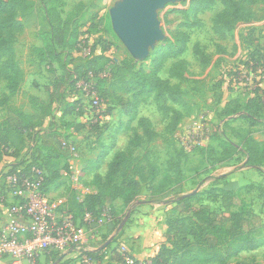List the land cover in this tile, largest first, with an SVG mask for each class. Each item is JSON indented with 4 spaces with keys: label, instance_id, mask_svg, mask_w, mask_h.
Listing matches in <instances>:
<instances>
[{
    "label": "trees",
    "instance_id": "16d2710c",
    "mask_svg": "<svg viewBox=\"0 0 264 264\" xmlns=\"http://www.w3.org/2000/svg\"><path fill=\"white\" fill-rule=\"evenodd\" d=\"M34 1L0 0V83H4L6 91V94L2 96L3 105L8 104L9 100L19 92L23 81V72L15 55V42L17 36L27 28L24 20L32 13ZM40 1L43 3L44 18L49 27V31L42 35L44 49L41 55L55 61L59 58L57 50L75 49L76 46L80 47L82 42L77 41L76 29H70L69 19L61 17L62 0ZM258 1L221 0V10L215 16V24L212 28L216 36L225 38L238 25L249 24L256 20L252 7ZM212 6L213 0H190L188 9L193 15H197L210 10ZM172 12L174 11L170 13ZM180 26L188 27L186 23ZM180 37L181 40L177 43L178 48L174 43L165 42L151 53L147 70L141 66L137 67L132 59L120 62L111 61L105 56L109 46L100 39L92 47L93 49L99 44L104 45L100 48L99 54H95L94 50L87 58L78 59L75 63L70 60L61 68L62 76L58 77L50 68L52 80L48 94L49 100L44 106L39 107V113L27 114L8 105L7 114L0 122V166L9 159L12 161L5 165L7 168L5 172L0 167L2 171L1 202L6 207L18 203L17 198L11 195L12 191L6 184L8 176H15L18 179L26 177L35 179L37 176L34 171H39L41 173L39 190L46 195L64 185V176H71L67 164L70 151L68 143L63 142L66 136L51 124L43 128V121L50 116V108L54 104L60 112V119L71 116L74 109L81 108L79 102H69L64 98V93L70 94L78 90V83L93 81L94 91L100 100L104 97L110 98L124 114L130 116L133 113V119L137 115L139 101L142 98L152 97L157 102L165 101L185 108L180 90L183 76L178 68L183 64L180 57L186 50L188 36L180 34ZM83 44L85 45V42ZM254 51L252 58L254 69L264 73V48ZM200 57H202L200 62L202 66H208L209 58L201 54ZM174 60L178 61L175 65L171 64L167 70L169 80L165 81L160 77V73L168 62ZM68 64L69 68H67ZM171 80L177 82L171 84ZM46 90L48 91V88ZM107 111L109 112L110 109ZM181 117L180 112H173L167 125L168 132L175 131ZM217 119L224 123L223 127L226 129L229 128V123L237 121H242L247 126L243 132H237L235 140L213 135L212 142L216 143L221 150L217 153L212 147L206 149L212 155L213 161L220 164L239 161L238 168L262 173L264 144L254 140L253 131L256 128L260 129L264 135V89L256 88L252 96L242 101L232 100L225 103L217 113ZM87 123L86 126L94 130L99 120L94 124ZM62 126L67 127L68 124L63 123ZM136 126L140 134L134 133L124 150L113 153L106 165L104 175L94 173L90 184L91 193L78 202L74 191L72 200L66 202L64 209L76 218L89 213L96 220L101 210L108 208L113 219V208L109 205H112L115 199L127 212L132 214L137 206L142 186L146 185L149 196L145 204H175L182 216L174 219L166 218V231L163 238L169 245L167 246L163 241L156 254L148 262H139L125 254H120L116 248L109 251L111 261L116 264H228L243 253H251L264 248V236L255 234L257 226H254V223L257 218L249 210L243 208L244 202L235 192L237 189L223 186L207 191L209 197L219 198L224 211L228 212L230 208H237L235 212H230L227 216L215 214L205 206L195 205L198 202L197 194L177 195L174 200L168 201H164L166 193L161 197L155 195V169L148 165V170H146L145 167L136 163L133 159V152L143 144L153 142L156 133L147 119H136ZM105 157L106 153H103L98 156L97 161ZM179 158L176 155L174 163H172L173 159L167 162L168 166L174 165L175 182L181 177ZM94 169H98L97 163ZM213 183L216 187L220 183L225 184L226 178H214ZM8 197L12 200L10 204L4 202L9 199ZM104 204L109 207H104ZM120 233L121 231L116 235L117 238ZM102 244L104 243L76 246L68 253H79L80 257L87 258L91 263H98L103 260L107 253L106 249H108L107 246L99 250ZM49 254L52 256L53 263L65 255L55 252Z\"/></svg>",
    "mask_w": 264,
    "mask_h": 264
},
{
    "label": "rangeland",
    "instance_id": "374dc122",
    "mask_svg": "<svg viewBox=\"0 0 264 264\" xmlns=\"http://www.w3.org/2000/svg\"><path fill=\"white\" fill-rule=\"evenodd\" d=\"M121 1L62 0L61 17L69 19L70 29H76L77 41L82 43L75 49L57 50L59 58L51 61L50 58H44L41 55L44 49L42 35L49 31V27L44 18L43 3L35 0L32 13L24 20L27 28L17 36L15 42V55L23 72V81L19 92L5 105L2 104V96L6 94V91L4 83H0V122L7 114L8 105L27 114L40 112L39 107L44 106L49 100L51 70L60 77L62 76L61 68L70 60L75 63L78 59L87 58L94 50L95 54H99L100 48L104 45L99 44L93 49L92 47L100 39L108 44L105 56L111 61L120 62L132 59L137 67L141 66L147 70L151 53L165 42L174 43L178 48L177 43L181 40L180 34L187 35L186 50L180 57L183 64L178 68L183 76L180 90L185 108L165 101L157 102L152 97L142 98L139 101L137 115L133 119V113L130 116L124 114L110 98L104 97L103 100L99 99L97 117L99 124L94 130H90L86 126L87 122L94 124L96 118L92 116V111L87 109L88 99L84 98L82 85L79 84L77 91L70 94L64 93V98L69 102H79L81 108L74 109L71 116L60 119V112L54 104L50 108V116L43 121V126L51 124L66 136L63 142H67L70 146L72 154L70 157L75 160L74 167L77 168L73 176L77 178L82 187L90 188L94 173L104 175L106 165L113 153L124 150L134 133L140 134L136 119H147L156 137L153 142L137 148L133 152V159L146 170H148V165L155 169V195L161 197L166 193L164 201H168L174 200L177 195L195 192L198 195V202L195 205L205 206L215 214L227 216L228 213L235 212L237 208L233 207L228 212L224 211L219 198L209 197L207 191L223 186L237 189L235 192L244 202L243 208L249 210L257 218L254 223V226H257L255 234L264 236V169L262 173L240 169L238 168L239 161L237 163H215L212 155L206 150L212 147L217 153L221 151L217 144L212 142L211 138L214 134L235 140L237 132H243L247 126L246 123L237 121L229 123L227 129L223 127L224 123L218 121L217 113L224 104L232 100L242 101L252 96L256 88L264 89V73L255 70L252 62L254 50L264 48V0H259L252 7L256 20L249 24L238 25L225 38L216 36L212 29L215 16L221 10V0H213L210 10L197 15L189 12L190 0L168 3L155 13L162 38L149 48L148 56L141 60L131 57L112 31L109 10L118 6ZM171 11L174 12L170 13ZM184 23L188 25L187 28L180 26ZM200 54L209 58L208 66H202ZM177 61L168 62L162 69L160 77L163 80H169L167 70ZM69 67L68 64L67 68ZM176 82V80L170 81L171 84ZM31 98H34L36 102ZM108 109H110L109 112ZM174 111L180 112L182 117L175 131L168 132L167 125ZM63 123L68 126H62ZM253 136L260 141V144H264V135L260 129H254ZM198 144L201 145L198 146ZM103 153H106L107 158L97 161L98 156ZM176 155L180 157L181 171V177L177 182L174 181L176 180L174 165L173 167L167 165L169 159H173L172 163H174ZM95 162L98 169H94ZM0 167L2 171L7 170L3 164ZM2 171L0 170V178ZM73 176L71 178L64 176V188L57 191L59 196L66 197L68 200H72L74 196ZM219 177L226 178V183H220L216 187L213 179ZM147 188L146 185L142 186L138 197L139 206L145 204L148 199ZM50 198L52 201L58 200L56 197ZM105 206L108 205L104 204ZM109 206L113 208L111 223L107 222L87 232L85 237V245L105 243L111 239L106 249L107 253L111 248L116 247V235L119 232L117 230L127 214V210L115 199ZM11 207L9 205L8 210ZM61 209L62 207H59L56 212L59 213ZM160 210L164 212V217L167 219L182 216L175 204L165 205V208H160ZM130 218L131 214L120 231L125 230ZM156 227L155 233L159 243L161 238L158 224ZM164 244L169 245L165 240ZM78 262L82 264V259ZM228 264H264V248L251 253H243Z\"/></svg>",
    "mask_w": 264,
    "mask_h": 264
},
{
    "label": "built area",
    "instance_id": "2783aa9c",
    "mask_svg": "<svg viewBox=\"0 0 264 264\" xmlns=\"http://www.w3.org/2000/svg\"><path fill=\"white\" fill-rule=\"evenodd\" d=\"M79 84L84 98L88 99L87 109L92 111L96 122L100 101L94 83H78L77 88ZM34 174L35 179L6 178L11 195L18 203L8 210L10 219L7 223L2 224L0 219V264L6 261L7 264H35L45 253L65 254L73 247L85 245L87 232L112 220L108 208L102 209L96 220L89 213L80 218L67 213L61 202L52 201L49 195L40 192L41 173L34 171ZM72 189L78 202L91 193V189L82 187L77 178H72ZM59 207L62 209L57 213ZM90 263L87 258H82V264Z\"/></svg>",
    "mask_w": 264,
    "mask_h": 264
},
{
    "label": "crops",
    "instance_id": "0c3cea01",
    "mask_svg": "<svg viewBox=\"0 0 264 264\" xmlns=\"http://www.w3.org/2000/svg\"><path fill=\"white\" fill-rule=\"evenodd\" d=\"M48 125L49 124H47L46 126H43V128L47 127ZM254 140L257 142H260L257 140V138H254ZM67 146L69 148V151L71 152L70 146L69 145ZM71 155L72 154L70 153V156ZM11 161L12 160L9 159L8 161L4 162L3 165L9 164ZM74 162L75 160H73L71 157L67 161V164L69 166V171L71 172V176H73L76 173V169H77L76 167H74ZM263 169L264 167L262 168V170ZM72 178H76V177L73 176ZM63 188H64V185H62L60 189L58 190H61ZM58 190L53 191L52 193H49V197H52L53 199L54 197L58 198V200L56 199L54 200L61 202L62 207H65V204L68 201V199L66 197L59 196L57 194ZM56 194L59 197H57ZM1 201L2 200H0V219L3 224V223H7L10 218L8 214V208ZM4 202L10 204L12 200L11 198H9L5 200ZM160 208H165V205L142 204L141 206L137 205L134 208L128 225L126 226L125 230L121 231L120 235L117 238V241H116L117 243H116L115 248L117 249L118 253L125 254L126 256L133 258L134 260L139 261V262H148V260L156 254L160 245L164 241L163 235L166 231V218L164 217V212L160 210ZM156 224H158L159 226L158 229H159L160 238H161L159 243L157 242L158 236L155 233V230L157 229ZM159 232H158V235H159ZM156 242H157V245L154 246ZM82 258L83 257H80L79 253L66 252L65 255L61 259H59L56 263H53L52 256L49 253H45L38 259L37 261L38 263L37 262L36 263L37 264H58L60 262V264H64V263L79 264L78 261H80ZM1 264H7V261ZM90 264H116V263L110 260V254L108 252L105 254L102 261L98 263H90Z\"/></svg>",
    "mask_w": 264,
    "mask_h": 264
},
{
    "label": "water",
    "instance_id": "95a60500",
    "mask_svg": "<svg viewBox=\"0 0 264 264\" xmlns=\"http://www.w3.org/2000/svg\"><path fill=\"white\" fill-rule=\"evenodd\" d=\"M178 1L182 0H122L118 6L109 10L112 31L131 57L141 60L148 56L149 48L162 38L156 11L168 3ZM129 216L130 212H127L117 231L123 228ZM110 242L111 239L102 244L99 250L105 249Z\"/></svg>",
    "mask_w": 264,
    "mask_h": 264
}]
</instances>
